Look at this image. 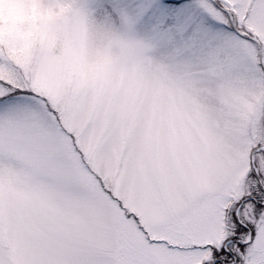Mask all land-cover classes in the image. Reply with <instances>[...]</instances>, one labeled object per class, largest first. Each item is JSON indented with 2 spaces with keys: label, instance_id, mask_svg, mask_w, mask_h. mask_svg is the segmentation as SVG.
Returning a JSON list of instances; mask_svg holds the SVG:
<instances>
[{
  "label": "snow or ice",
  "instance_id": "6c2138e0",
  "mask_svg": "<svg viewBox=\"0 0 264 264\" xmlns=\"http://www.w3.org/2000/svg\"><path fill=\"white\" fill-rule=\"evenodd\" d=\"M0 264H264V0H0Z\"/></svg>",
  "mask_w": 264,
  "mask_h": 264
}]
</instances>
